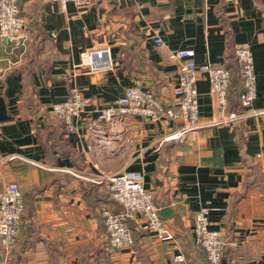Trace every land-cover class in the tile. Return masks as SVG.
<instances>
[{
    "label": "crops",
    "instance_id": "0c3cea01",
    "mask_svg": "<svg viewBox=\"0 0 264 264\" xmlns=\"http://www.w3.org/2000/svg\"><path fill=\"white\" fill-rule=\"evenodd\" d=\"M18 7L24 45L0 37V192L15 183L24 212L15 245L0 248V264H207L192 230L201 208L209 229L225 237L221 264H264V115L216 124L225 115L198 76L199 129L184 144L158 146L172 121L125 118L102 123L100 133L95 126L130 87L170 106L177 64L169 56L177 50H192L197 65L230 70L229 110L244 112L233 55L239 44L253 57L252 109L264 112V0H92L84 10L20 0ZM98 46L117 62L112 76L83 67ZM73 89L86 104L68 131L51 107ZM119 173L138 176L152 192L172 240L139 230L135 218L125 221L134 243L106 249L101 211L122 207L101 176Z\"/></svg>",
    "mask_w": 264,
    "mask_h": 264
},
{
    "label": "built area",
    "instance_id": "2783aa9c",
    "mask_svg": "<svg viewBox=\"0 0 264 264\" xmlns=\"http://www.w3.org/2000/svg\"><path fill=\"white\" fill-rule=\"evenodd\" d=\"M20 0H0V37L6 38L15 45H24L22 35L25 21L19 13ZM64 7L72 3L78 9L89 7L92 0H51ZM158 48H164L160 38H154ZM233 55L242 90L238 103L244 112L229 110V93L232 73L230 70L211 65H197L192 50H177L170 53V58L177 64V78L173 89L174 100L170 106L149 90L139 87L127 88L114 102V106L103 110L96 118L97 133L102 130L101 124L110 126L115 121L120 123L125 118H139L151 123L172 121L176 127L163 136L158 143L184 144L190 135L199 129V112L196 81L204 76L209 84V92L215 98L217 110L225 115L224 120L216 124L234 123L243 118L264 115L256 112L252 106L256 100V77L253 69V57L247 44H239L233 49ZM91 76H112L117 68L108 46L94 47L88 51L83 64ZM86 100L82 94L73 89L62 102L52 105L51 114L60 120L68 131L74 127V121L82 114ZM114 121V122H113ZM99 124V125H98ZM105 142L99 138L98 143ZM102 183L111 201L122 207L120 214L108 209L101 211V218L107 235L106 249H119L134 243V232L125 221L137 218V228L154 234L161 241L173 237L157 215L152 192L144 189L138 176L131 173L103 174ZM24 212L22 193L15 183H8L0 192V248L8 253L19 236V226ZM209 211L201 208L193 217V234L197 246L204 252L207 264H221L225 237L216 230L209 229ZM177 256L176 260L182 262Z\"/></svg>",
    "mask_w": 264,
    "mask_h": 264
},
{
    "label": "rangeland",
    "instance_id": "374dc122",
    "mask_svg": "<svg viewBox=\"0 0 264 264\" xmlns=\"http://www.w3.org/2000/svg\"><path fill=\"white\" fill-rule=\"evenodd\" d=\"M15 243H16V242H15ZM14 245H15V244H14ZM14 245H13V246H14ZM3 252H4V251H3Z\"/></svg>",
    "mask_w": 264,
    "mask_h": 264
}]
</instances>
